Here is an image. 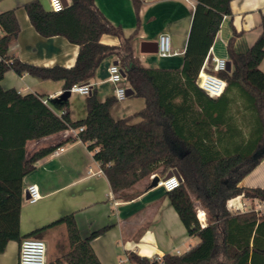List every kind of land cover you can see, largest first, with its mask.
Returning a JSON list of instances; mask_svg holds the SVG:
<instances>
[{
    "label": "trees",
    "instance_id": "obj_1",
    "mask_svg": "<svg viewBox=\"0 0 264 264\" xmlns=\"http://www.w3.org/2000/svg\"><path fill=\"white\" fill-rule=\"evenodd\" d=\"M232 1L196 0L183 63L178 69L142 65L133 51L137 31L126 36L95 0H70L61 11L47 9L40 0L24 4L42 36L61 35L79 46L78 59L71 67L36 65L11 56L9 46L19 35L20 24L15 9L0 13V253L10 240L21 243L62 224L67 243L61 255L48 264H102L92 240L111 225L84 237L72 212L30 233H21L23 180L35 168L33 161L25 163L27 143L35 136L37 119H61L71 128L83 127L77 138L88 143L113 193L122 200L142 194L154 174L162 177L175 168L183 177V183L167 195L188 234L200 241L183 253L161 257L130 252L133 264H264V211L230 209L231 200L241 195L264 201V188L241 185L264 158V16L262 33L246 51L234 47L240 33L235 30L230 37L227 52L232 69L219 72L227 80L225 92L212 97L197 83L225 17L234 15ZM138 3L134 0L137 12ZM104 34L118 36L120 45L101 42ZM112 55H117L133 96L145 100L142 109L126 117L115 118L111 110L118 103L117 97L101 100L96 88L86 96V116L74 120L70 98L22 94L2 84L6 72L13 70L20 76L62 80L67 92L74 84L96 76L102 61ZM235 98L241 102V111L255 116L256 125L248 139L239 124L233 133L226 119ZM228 132L237 138L233 149L228 146ZM145 180L149 183L139 187ZM198 205L208 212L206 226L197 217Z\"/></svg>",
    "mask_w": 264,
    "mask_h": 264
},
{
    "label": "crops",
    "instance_id": "obj_2",
    "mask_svg": "<svg viewBox=\"0 0 264 264\" xmlns=\"http://www.w3.org/2000/svg\"><path fill=\"white\" fill-rule=\"evenodd\" d=\"M28 1L30 0H0V13L15 9L20 24L19 35L10 44L8 53L36 65L73 66L78 59L79 46L61 35L42 36L34 28L24 7ZM40 1L47 9L51 8L49 0ZM95 2L113 24L123 28L126 36L137 31L133 39V51L142 65L169 69L182 66L196 0H139L138 12L134 0ZM68 3L70 4V0ZM231 8L234 15L225 17L211 50V53L228 60L227 43L235 30L240 33L234 44L239 52L251 47L262 33L264 0H233ZM162 34L171 36L173 54L169 57L172 59L166 66L149 64V54L154 52H143L142 42H158ZM219 39L220 45L217 43ZM101 42L120 45L121 40L116 35L104 34ZM115 61L121 66L117 55L105 58L98 67L96 76L88 81L92 88L97 89L101 100L116 94V84L109 80V67ZM261 65L264 70V60ZM205 70L211 71V65H207ZM51 81L55 82L54 85L47 83L50 80H40L30 74L20 76L13 70H8L2 84L4 88L14 87L22 94L37 92L56 97L64 92V81ZM123 83L128 89L132 88L127 80ZM50 88H53L52 91L47 92ZM86 96L81 103V118L87 113ZM124 100L129 102L116 107ZM238 103H241L240 100L232 99L226 119L228 125L234 128L233 133L236 132L235 126L239 124L248 139L252 127L256 125L255 116L241 111ZM117 104L111 110L112 115L122 118L142 109L145 100L132 94L118 100ZM70 106L72 118L79 119V116H75L71 99ZM114 110L118 116H115ZM78 132V129L65 125L61 119H37L35 136L26 147L25 163L27 165L33 161L35 168L23 180L25 190L20 216L22 235L72 212H75L76 222L84 237L94 230L111 225L106 232L92 240L94 251L102 264H133L129 260L130 252L149 258L161 257L166 253L180 254L200 241L199 237L188 234L167 191L161 186H148L142 194L131 200L116 197L101 164L94 158V152L89 150L88 143L77 138ZM228 134V146L233 149L237 138L236 135L231 136L230 132ZM32 184H36L41 193V198L36 202H30L29 196L26 197V191L29 193V186ZM241 185L264 188V158L243 178ZM232 203H243L244 211H264V201L257 198H245L241 195L232 199ZM59 232H66L65 225L50 227L35 237L52 240ZM19 254L20 242L10 240L6 250L0 253V264H19ZM58 256L48 260V263Z\"/></svg>",
    "mask_w": 264,
    "mask_h": 264
},
{
    "label": "built area",
    "instance_id": "obj_3",
    "mask_svg": "<svg viewBox=\"0 0 264 264\" xmlns=\"http://www.w3.org/2000/svg\"><path fill=\"white\" fill-rule=\"evenodd\" d=\"M50 9L53 11H61L65 9L64 0H49ZM171 43V36L169 34H162L158 40V53L162 57L171 56L173 54ZM212 47L210 48L208 55L206 56L202 68L199 73L197 83L199 87L209 96L219 97L226 89L227 80L219 75V72L227 70L228 58L217 56L211 53ZM211 65L212 70L206 71L207 65ZM109 80L116 84V94L118 100H123L127 98L128 86L124 85L126 77L122 74V67L119 64L113 63L109 67ZM71 92H78L83 95H88L92 93V87L88 82L77 83L70 89ZM47 99L45 100V102ZM83 130L81 126L78 131ZM62 149V148H61ZM155 175V174H154ZM152 175V177L154 176ZM183 181L173 174L172 176L166 177L162 176L158 184L166 191H171L179 187ZM29 198L30 202H36L41 198V193L39 187L36 184L29 186ZM230 209L233 212L244 211L245 205L243 203L235 204L230 202ZM208 212L197 207V217L202 226H206L208 222ZM179 252V251H178ZM179 254V253H178ZM19 264H48L47 259V245L46 242L39 237H27L20 243V254H19Z\"/></svg>",
    "mask_w": 264,
    "mask_h": 264
},
{
    "label": "rangeland",
    "instance_id": "obj_4",
    "mask_svg": "<svg viewBox=\"0 0 264 264\" xmlns=\"http://www.w3.org/2000/svg\"><path fill=\"white\" fill-rule=\"evenodd\" d=\"M217 43H219V45H220V39ZM171 59L172 58L169 56L162 57L159 55L158 52H154V53L149 54L148 63L154 64V65L166 66ZM47 83H49V84L52 83L54 85L55 82L50 80V82H47ZM52 89L53 88L47 89L48 90L47 92L52 91ZM84 96L85 95H83V93L80 94L78 92H72V97L70 98L72 101V104L74 105V108H75L74 109L75 116H79L78 118H81V116H82V115H80V109H82L81 103L84 100ZM128 102H129V100L120 101L116 107H118L119 105L122 106L123 104L128 103ZM83 110H84V107H83ZM114 114H115V116H118L117 115L118 113L116 112V110H114ZM138 119L139 118L135 119L134 121H137ZM147 182L148 181H146V180L143 181L142 183H140L139 187L145 186L147 184ZM150 183H151V181H150ZM150 183H149V185H150ZM44 241L46 242V245H47V259L50 260V259L55 258L58 255H61L62 248L67 243V234H66V232H59L55 237L52 238V240L48 239V240H44Z\"/></svg>",
    "mask_w": 264,
    "mask_h": 264
},
{
    "label": "water",
    "instance_id": "obj_5",
    "mask_svg": "<svg viewBox=\"0 0 264 264\" xmlns=\"http://www.w3.org/2000/svg\"><path fill=\"white\" fill-rule=\"evenodd\" d=\"M64 3H65V6H68L69 3H68V0H64ZM141 50L143 52H158V42H149V41H143L142 42V45H141ZM115 64H118V61H115L114 62ZM231 67H232V62L231 60L229 59L228 60V63H227V70L230 71L231 70ZM122 74L123 76L126 77V73L125 71L122 69ZM127 97L134 94V90L132 88H129L128 91H127ZM72 92L70 90H68L67 92H62L60 95L56 96L55 98L56 99H68L70 98ZM173 174H175L180 181H183V177L182 175L180 174V172L177 170V169H172L171 171H169L165 176L166 177H169V176H172ZM161 177L159 175H154L152 177V181L149 185V187H154V186H157L158 184V181ZM29 196V193L26 191V197Z\"/></svg>",
    "mask_w": 264,
    "mask_h": 264
}]
</instances>
